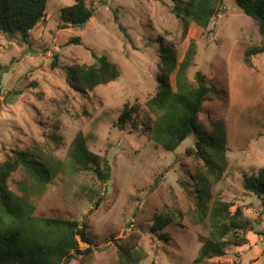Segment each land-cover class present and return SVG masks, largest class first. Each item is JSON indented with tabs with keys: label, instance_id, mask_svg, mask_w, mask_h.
<instances>
[{
	"label": "rangeland",
	"instance_id": "1",
	"mask_svg": "<svg viewBox=\"0 0 264 264\" xmlns=\"http://www.w3.org/2000/svg\"><path fill=\"white\" fill-rule=\"evenodd\" d=\"M171 1L87 0L95 8L87 25L60 29L62 8L75 1L49 0L28 43L0 32V65L10 67L0 87V162L23 150L50 163L55 175L44 188H30L21 168L9 182L28 196L34 215L87 223L91 245L79 246L92 252L67 264H264V204L244 184L246 175L264 168V52L253 57L252 67L244 62V51L262 43L259 26L235 0H223L208 26L191 21L184 34ZM72 37L81 44H69ZM161 38L179 63L194 42L188 79L195 83L200 71L211 88L201 124L210 134L218 126L225 136L215 176L195 151L187 153L197 148L194 135L175 151L153 138L158 115L147 102L159 90ZM93 51L107 55L120 76L83 96L66 83L65 66L93 64ZM55 53L59 67L52 69ZM175 79L173 73L176 89ZM16 91L21 93L13 99ZM126 106L134 112L122 126L118 119ZM80 131L91 151L108 159V180L70 161ZM201 178L208 181L209 204L220 199L232 211L242 208L252 227L247 243L196 263L209 234L208 221L196 219ZM158 215L173 221L157 229ZM123 250L128 256H121Z\"/></svg>",
	"mask_w": 264,
	"mask_h": 264
},
{
	"label": "trees",
	"instance_id": "2",
	"mask_svg": "<svg viewBox=\"0 0 264 264\" xmlns=\"http://www.w3.org/2000/svg\"><path fill=\"white\" fill-rule=\"evenodd\" d=\"M49 0H0V32L19 34L24 43H28L34 28L44 20ZM72 5L61 10L63 23L60 29L69 27L84 28L95 16V8L87 0H74ZM245 14L259 26L262 36L260 46L249 47L244 51V62L253 66V57L264 52V0H235ZM172 13L182 21L184 34L191 21L200 26H208L213 17L220 14L223 0H172ZM115 21L119 17L115 16ZM120 30L125 28L120 22ZM69 44H81L80 37H72ZM160 61L158 63L159 90L151 97L147 105L157 110L158 120L153 131V138L165 149L175 151L186 138L194 135L197 138V157H201L211 173L215 176L219 166L215 158L224 149V138L221 128L215 126L213 134L207 133L201 124L200 114L203 102L211 93L205 75L198 71L195 83L188 79L187 70L191 65L194 42L191 44L185 59L179 63L176 51L165 44L161 38ZM93 64L73 63L65 66L66 83L81 95H86L95 87L120 76L119 67L110 61L107 55H97ZM52 69L59 67V54L55 53L50 63ZM9 66L0 65V87ZM176 73L175 86L171 75ZM21 91L11 92L14 99ZM133 108L126 106L121 113L118 124L125 125L132 119ZM88 139L83 132H78L69 153L70 161L81 171L92 172L97 179L108 180L111 165L108 159L89 148ZM21 168L27 175L30 188H44L51 183L55 172H51L50 163L41 157L23 150H15L6 160L0 162V264H67L74 255H90L91 246L81 249L80 242L91 245L87 232V223L62 218H44L34 215L35 206L25 194L21 196L10 187V177ZM217 179V176H216ZM206 178L199 182V201L196 209L198 222L208 221L209 234L204 238L195 262H204L215 256H223L231 245H242L248 242L247 232L251 221L244 216L242 208L231 210V204L215 199L212 204L211 193ZM246 189L255 193L264 204V168L257 174L246 175ZM26 190V189H25ZM264 213V209H263ZM174 216L156 218L158 226L172 222ZM155 229V228H154ZM264 235V232L262 233ZM127 250L121 252L126 257ZM124 261V260H123Z\"/></svg>",
	"mask_w": 264,
	"mask_h": 264
}]
</instances>
